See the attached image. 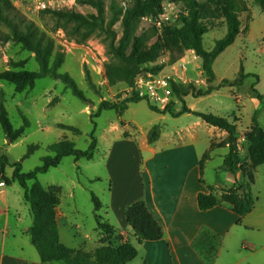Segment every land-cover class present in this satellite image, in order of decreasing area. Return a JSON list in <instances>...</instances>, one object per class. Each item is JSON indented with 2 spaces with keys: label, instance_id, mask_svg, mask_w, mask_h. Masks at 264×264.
<instances>
[{
  "label": "rangeland",
  "instance_id": "obj_1",
  "mask_svg": "<svg viewBox=\"0 0 264 264\" xmlns=\"http://www.w3.org/2000/svg\"><path fill=\"white\" fill-rule=\"evenodd\" d=\"M10 1L21 16L55 40L64 55V63L58 73L67 74L73 79L77 89L82 92L83 99L74 96L64 82L51 78L38 79L33 89L22 93H16L11 85L0 82V103L3 102L13 131H18L23 126V117L29 123V128L16 140L9 139L0 125V158L6 157L10 163L21 162L22 172L29 173L41 165L42 158L53 156L47 151L48 146L67 140L73 143L76 149L86 151L93 135L97 148L91 161L75 162L72 157H67L62 159L57 168H51L38 177V182L45 189L54 186L60 190L59 203L56 207L60 242L68 249L92 253L103 246V243L112 244L114 240L98 227L92 195L101 204L97 215L103 222H110L117 227L120 204L111 198L110 176L119 177L126 174L130 176L133 173V166H139L149 157L139 150H141V138L145 135L148 137L154 126H159L161 133L163 129L167 132L173 131L174 126L178 124L173 118L163 119L161 114L152 112L147 104L158 110L169 107L170 111L177 113L181 110L183 102L172 94L169 102L159 107L151 105L145 98L137 97L144 101L129 104L121 114L114 110L101 111L98 117L91 118L98 113L102 102L119 104L129 99L131 97L127 93L129 88L122 84L110 86L107 81L105 66L110 62V57L104 36L94 34L84 44H77L70 40L62 29L52 31L54 22L44 11L72 10L91 16L96 15L95 10L80 4L78 0L71 7L66 5L68 0H44L52 4L45 9L38 7L39 0ZM128 1L105 0L106 26L112 20V13L109 11L111 3L125 8ZM162 7L170 14V24L177 23L182 10V0H163ZM154 20L155 18L143 19L141 27H155ZM241 22L243 33H240L234 44L220 54L213 64L215 81L212 86L217 87L223 80L236 79L241 68L246 76L242 85L234 89L222 87L210 96L198 99L188 96L184 104L194 103L197 111L218 117L227 118L233 114L237 116L239 122L235 144L243 162V158L247 159L248 145L244 136L243 141L239 140V135L249 127L255 112L256 98L252 89L264 95V14L257 5L250 4V16L243 15ZM162 28L163 26L158 30ZM215 28L203 37V47L206 51L213 49L215 42L222 39L226 33L225 26L217 25ZM0 30L7 33L4 27H0ZM112 30L116 33L117 44L122 35L121 18L114 22ZM196 57L191 51L182 54L166 52L156 63L144 67L140 74L144 77L148 74L156 77L171 76L177 83L184 85L193 83L198 88L206 89L208 85L204 72L201 73L202 62ZM183 58L187 64V71L185 74H181L180 71L174 75L173 67L178 68ZM19 62L23 63V68L12 67L13 63ZM157 67L160 69H156ZM7 70L38 72L39 67L34 55L22 50L20 45L0 40V72ZM179 77L182 81H178ZM258 124L264 130V109L259 113ZM114 127L119 128V131L113 132ZM70 128L78 130L79 134H75ZM126 133L130 135L129 138L124 137L127 136ZM157 144L162 146L163 141ZM224 149L216 147L210 150V154L215 152V155L211 162L210 159L206 161L207 177L213 178L212 170L220 163L219 155L229 154V150ZM12 171L10 167H5L4 175L11 179ZM7 189L10 197L13 198L12 201H16L18 197L14 191L21 194L20 200L23 206L21 222L15 224L14 219H11V228L31 227L32 216L29 207L23 201L22 189L17 183H10Z\"/></svg>",
  "mask_w": 264,
  "mask_h": 264
},
{
  "label": "trees",
  "instance_id": "obj_2",
  "mask_svg": "<svg viewBox=\"0 0 264 264\" xmlns=\"http://www.w3.org/2000/svg\"><path fill=\"white\" fill-rule=\"evenodd\" d=\"M163 0H129L125 8L111 3L109 11L112 20L106 26L105 0H78L80 4L90 6L96 15L85 16L72 10H45L54 22L52 31L62 29L65 35L77 44H84L94 34L104 36L107 53L110 62L105 66V74L110 86L122 84L132 88L136 77L144 67L157 62L166 52L182 54L186 51L193 52L201 59L204 78L208 87L201 89L195 84H181L172 82L171 91L177 100L183 102L184 98H202L211 95L222 87L231 89L239 88L246 77L241 68L236 79L223 80L217 87L212 86L215 81L213 64L220 54L234 44L236 38L243 32L241 17L250 16V4L257 5L264 14V0H182V10L177 23L163 26L161 30L150 26L141 27L143 19L157 18L162 12ZM121 18L122 35L116 44V33L112 30L114 22ZM217 25L226 27L224 37L215 42L213 49L206 51L203 47V37L208 32L216 29ZM0 27L7 29V33L0 30V40L14 42L21 49L34 55L38 64V72L25 70H7L0 72V82L11 85L16 93L34 88L38 79L51 78L65 83L66 88L72 90L74 96L83 99V94L77 89L72 78L67 74H60L58 70L64 63V55L56 45L55 40L45 31L40 30L34 23L21 16L10 0H0ZM248 28V26H247ZM246 28V31H247ZM23 63H13L12 67L20 69ZM148 69V68H146ZM156 69H160L157 67ZM151 70V68H150ZM258 102V106L252 117L251 125L244 137L247 142V159L243 162L239 158L236 148L237 123L236 117L224 118L212 114L192 112L183 103L181 110L174 113L169 107L158 110L149 104L152 112L161 115H169L177 118L183 114H192L201 119L207 125L225 131L226 138L217 145L211 143L210 150L215 147L228 148L229 154L225 157L222 169L228 173L240 171L244 176V183L237 188L223 192L219 197L212 194H198L197 205L200 211H208L217 206L226 205L240 218L249 214L254 207V199L251 195V186L254 183V170L264 165V131L258 124L257 116L264 106V95L252 89ZM144 101L135 96L130 97L119 104L102 102L101 111H117L123 113L129 104ZM23 126L18 131H13L3 102L0 103V125L11 140H16L29 128V123L23 117ZM94 123V122H93ZM160 127L154 126L148 134V143L155 142L160 135ZM75 134L79 131L70 128ZM97 148V142L91 135V143L86 151H80L74 144L62 140L51 146L47 151L53 156L42 158L41 165L29 173L22 172L21 162L10 163L6 157L0 158V180L6 184L17 183L23 191V201L29 207L32 216V225L27 235L31 245L36 250L40 264H128L137 256L136 249L129 242L124 241L115 229L107 222H103L97 215L101 209L98 199L92 195L95 218L98 227L108 236L113 237L112 244L103 243V246L92 253L82 250L66 248L60 242L59 228L56 221V207L59 203L60 190L50 186L47 189L38 182V177L48 172L51 168H57L62 159L72 157L75 162L80 160L91 161ZM210 151L206 152L200 160V169L209 159ZM5 167H10L11 179L4 175ZM31 183V184H30ZM244 189V193H241ZM124 217L131 228L138 243L156 242L163 238V230L152 216L145 203L141 200L134 202L125 209ZM207 238L210 241L204 249H200L199 242ZM220 238L210 231L204 230L200 238L195 241V248L200 252L204 262L211 264L219 246ZM115 245H117L115 247Z\"/></svg>",
  "mask_w": 264,
  "mask_h": 264
},
{
  "label": "crops",
  "instance_id": "obj_3",
  "mask_svg": "<svg viewBox=\"0 0 264 264\" xmlns=\"http://www.w3.org/2000/svg\"><path fill=\"white\" fill-rule=\"evenodd\" d=\"M184 105L192 112L202 113L197 111L194 103ZM257 106L258 102L254 100L255 109ZM161 116L163 119L173 118ZM232 116L239 120L234 114ZM173 119L178 121L174 130L167 132L163 129L152 144L148 143L146 135L141 138L139 151L149 157L139 166H133L132 175L110 176L109 192L112 200L120 206L117 227L109 224L137 251L136 258L128 264H206L194 246L204 230L220 238L211 264H264V165L254 170L251 195L255 203L249 214L240 218L226 205L200 211L198 194H209L212 189V194L219 197L223 192L237 188L245 179L240 171L228 173L222 169L227 154L219 155L220 163L212 170L213 178L206 175L207 162L203 170L200 169L202 156L210 151L211 143L217 145L226 138L225 131L207 125L192 114ZM112 131L118 132L119 128L114 127ZM243 131L239 135L240 141H243ZM126 134L124 137L129 138L130 135ZM160 141H163L162 146L157 144ZM224 150L228 151V148ZM213 155L215 152L210 154L209 162ZM9 185L0 188V264H40L27 235L30 227L11 228V219L15 224L21 222L23 206L21 194L17 191L14 193L18 197L12 201L7 189ZM139 200L145 203L161 226L164 234L161 240L138 243L127 225L125 209ZM209 241L203 238L198 246L204 249Z\"/></svg>",
  "mask_w": 264,
  "mask_h": 264
},
{
  "label": "built area",
  "instance_id": "obj_4",
  "mask_svg": "<svg viewBox=\"0 0 264 264\" xmlns=\"http://www.w3.org/2000/svg\"><path fill=\"white\" fill-rule=\"evenodd\" d=\"M75 1L76 0H68V2H66L67 7H71V5L75 3ZM51 5V3L45 2L44 0L38 1V7H40L41 9H45L47 7L49 8L51 7ZM169 15L170 14L168 13L167 9L163 8V12L154 20L155 27L160 29L162 26L170 24L171 18ZM172 71L175 73L174 75H177V72L180 71L181 74H185V72L187 71V64L184 61V58L180 60L178 68L173 67ZM201 73H203L202 70ZM178 79V81H182V78L179 77ZM172 82L177 83V81L171 76L156 77L153 74H148L146 77H144L140 74L136 77L133 87L129 88V91H127V93H129L131 97L135 96L138 98H145L149 100L151 105L161 107L169 102V98L172 95ZM4 186V181L0 180V188Z\"/></svg>",
  "mask_w": 264,
  "mask_h": 264
},
{
  "label": "water",
  "instance_id": "obj_5",
  "mask_svg": "<svg viewBox=\"0 0 264 264\" xmlns=\"http://www.w3.org/2000/svg\"><path fill=\"white\" fill-rule=\"evenodd\" d=\"M89 106H93V105H89ZM241 193H244V189H241V191H240Z\"/></svg>",
  "mask_w": 264,
  "mask_h": 264
}]
</instances>
